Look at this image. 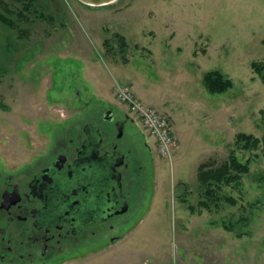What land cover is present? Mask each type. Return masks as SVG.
<instances>
[{
  "label": "rangeland",
  "instance_id": "obj_1",
  "mask_svg": "<svg viewBox=\"0 0 264 264\" xmlns=\"http://www.w3.org/2000/svg\"><path fill=\"white\" fill-rule=\"evenodd\" d=\"M21 6L0 0V16L15 21L0 19V170L30 157L28 136L33 145L63 137L108 103L129 109L122 88L166 115L177 142L161 157L139 122L143 138H127L140 153L126 190L132 212L58 264H264V83L252 67L264 59V0H40L19 18ZM212 70L234 86L210 92ZM240 133L259 146L244 149ZM232 151L249 171L209 197L199 166L218 167ZM200 200L215 202L208 210Z\"/></svg>",
  "mask_w": 264,
  "mask_h": 264
},
{
  "label": "flooded vegetation",
  "instance_id": "obj_2",
  "mask_svg": "<svg viewBox=\"0 0 264 264\" xmlns=\"http://www.w3.org/2000/svg\"><path fill=\"white\" fill-rule=\"evenodd\" d=\"M115 108L108 103L46 143L28 136L30 157L15 171L0 170V264H58L132 212L126 190L140 153L127 138L145 132L134 111ZM143 147L154 157L145 140Z\"/></svg>",
  "mask_w": 264,
  "mask_h": 264
},
{
  "label": "trees",
  "instance_id": "obj_3",
  "mask_svg": "<svg viewBox=\"0 0 264 264\" xmlns=\"http://www.w3.org/2000/svg\"><path fill=\"white\" fill-rule=\"evenodd\" d=\"M22 6L19 11H17V16L19 18H24L26 12L32 11L40 0H15ZM4 9L7 13L13 14L12 9L6 3H2ZM0 19L10 25L14 26L15 21L4 15L0 16ZM116 41L122 46H126L127 39L125 36L116 34ZM107 45L111 46L109 41H106ZM252 67L258 76L262 79L264 83V59L255 60L252 62ZM204 85L212 93H223L234 86V82L231 78L227 77L220 70H212L205 73L203 77ZM239 143H243V148L252 149L257 148L261 142V139L255 137L252 134L240 133L238 136ZM249 171V163L242 162L235 151H232L228 157V160L219 165L218 167L211 166V162L203 163L199 166L198 177L201 183L206 186V193L209 197L215 195L214 185L216 184L220 190H222L223 185L238 182L241 179V174ZM233 203H236L235 199H231ZM215 201L200 200L199 205L206 209H212ZM220 202H216L215 205L218 206Z\"/></svg>",
  "mask_w": 264,
  "mask_h": 264
},
{
  "label": "built area",
  "instance_id": "obj_4",
  "mask_svg": "<svg viewBox=\"0 0 264 264\" xmlns=\"http://www.w3.org/2000/svg\"><path fill=\"white\" fill-rule=\"evenodd\" d=\"M120 99L128 103L131 110L141 119L142 126L157 138L158 150L162 157L170 159L176 148L177 142L170 126V119L163 116L152 106L144 105L135 98L130 89H121Z\"/></svg>",
  "mask_w": 264,
  "mask_h": 264
},
{
  "label": "water",
  "instance_id": "obj_5",
  "mask_svg": "<svg viewBox=\"0 0 264 264\" xmlns=\"http://www.w3.org/2000/svg\"><path fill=\"white\" fill-rule=\"evenodd\" d=\"M81 1L89 5L102 6V5L113 3L117 0H81Z\"/></svg>",
  "mask_w": 264,
  "mask_h": 264
},
{
  "label": "crops",
  "instance_id": "obj_6",
  "mask_svg": "<svg viewBox=\"0 0 264 264\" xmlns=\"http://www.w3.org/2000/svg\"><path fill=\"white\" fill-rule=\"evenodd\" d=\"M174 132H175V130H174ZM176 134V133H175Z\"/></svg>",
  "mask_w": 264,
  "mask_h": 264
}]
</instances>
